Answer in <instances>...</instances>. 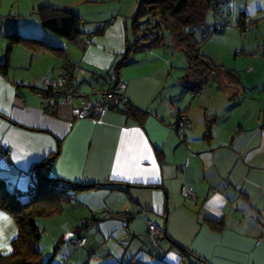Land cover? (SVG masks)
<instances>
[{
	"label": "crops",
	"instance_id": "obj_1",
	"mask_svg": "<svg viewBox=\"0 0 264 264\" xmlns=\"http://www.w3.org/2000/svg\"><path fill=\"white\" fill-rule=\"evenodd\" d=\"M104 17L113 19L81 26L82 35L72 41L43 29L40 16L28 30L0 19V63L8 31L62 47L15 43L7 70L0 69V177L19 190L35 181L36 165L53 156L49 177L110 183L69 193L61 209L46 216L63 224L51 240L56 245L52 263L264 264V95L255 93L259 89L227 84V75L217 72L193 93L192 77L181 75L169 84L171 72L166 78L159 75L162 69L145 72L152 67L148 53L129 54L118 71L130 106L144 112L142 121L126 106L77 119L68 106L47 107L37 95L42 76L56 78L68 65L74 66L80 92L109 82L133 41L119 12ZM180 113L189 119L188 127L176 126ZM183 186L192 191L188 197L181 195ZM148 220L164 229L162 237L148 235ZM16 234L13 218L0 210L1 253L11 251ZM70 237L86 242L76 247L67 243Z\"/></svg>",
	"mask_w": 264,
	"mask_h": 264
},
{
	"label": "trees",
	"instance_id": "obj_2",
	"mask_svg": "<svg viewBox=\"0 0 264 264\" xmlns=\"http://www.w3.org/2000/svg\"><path fill=\"white\" fill-rule=\"evenodd\" d=\"M229 3L230 0L226 2L224 7L226 15L220 19L221 25L217 26L214 23L207 22V14L211 11L210 0H140L137 15L149 16L148 25L140 35V38L146 39L147 42L140 43L136 33V40L126 46L121 60L114 65L112 74L116 75L119 69L127 64L128 55L131 52L141 50L145 46L150 47L157 44L158 39L161 37L160 26H163L170 31L185 53L187 71L183 79L192 77L196 81L193 89L198 88L205 82L211 70H214L215 74L222 72L228 77L238 80L232 71L219 69L217 65L212 64L206 57H203L199 53L198 45L200 41L193 38L192 32H185L186 27L200 28L198 29L201 31L200 40L203 41L210 33L222 31L228 16ZM36 11L40 16V26L45 30L65 37L69 41L77 39L83 33L81 18L70 9L41 4ZM138 29V23L135 21L134 30ZM6 39L5 57L3 62L0 63V69L4 72L9 66V52L15 43L37 41L42 42V45L47 48L62 50L60 46L44 43L34 37L22 36L16 31H8ZM126 107L130 116L139 121L143 120L144 112L134 109L130 106V103ZM52 158L53 156L46 158L36 165L34 174H32L36 177L35 181L30 183V190L25 193H21L18 189H11L5 180L0 177V210L11 215L17 226V234L11 242V251L5 254L0 252V264H47L48 261L42 260V254L38 247L41 231L36 224V218L59 211L62 205L68 201L71 192H81L110 184H83L49 177L48 167L52 162ZM116 185L119 186L120 184ZM85 225L81 224V226ZM180 249L183 253L187 252L181 247Z\"/></svg>",
	"mask_w": 264,
	"mask_h": 264
},
{
	"label": "rangeland",
	"instance_id": "obj_3",
	"mask_svg": "<svg viewBox=\"0 0 264 264\" xmlns=\"http://www.w3.org/2000/svg\"><path fill=\"white\" fill-rule=\"evenodd\" d=\"M48 2L57 3L58 7L67 6L70 8L81 18L80 22L84 27L102 26L104 25L102 22L113 19L104 16L111 12H119L120 21L125 20L127 23L126 34L129 40L134 42L137 33L140 43L147 42L146 39L140 38L142 30L147 27L149 20L148 15H137L140 0H0V19L6 25L9 24V27L19 25L21 30L22 28L28 30L33 25L34 19H38L39 14L36 11L38 4ZM18 10L24 15L16 16ZM135 21L138 23V30H134ZM207 22L214 23L211 11L207 14ZM189 30L190 27L185 28V32H189ZM160 33L161 37L157 44L150 47L145 46L131 54L133 58H139L140 56L145 57L149 53L152 56L147 61L152 67H147L145 72H151L156 68L162 69L159 71V75L160 73L162 77L164 75L163 78L169 77L168 72H171L168 83H175L187 71V58L182 47L177 44L169 30L160 26ZM193 36L194 39L200 41L199 53L203 57L217 65L219 69L232 71L238 78L236 80L225 76L223 81L227 84L244 86L251 92L254 87L259 89L255 93L259 92L264 95V0H230L228 16L222 31L210 33L203 41L200 40L198 31L194 32ZM116 75L118 76V73ZM7 185L11 189H16L13 184L7 182ZM29 187L30 183H27L26 187L19 188V191L25 193L30 190ZM11 218L13 217L11 216ZM36 220L41 231L39 243L43 248L42 260L48 261L47 264H53L54 246L51 240L59 234V227H62L63 224L59 220H49L46 216L37 217ZM50 259L51 261H49Z\"/></svg>",
	"mask_w": 264,
	"mask_h": 264
},
{
	"label": "built area",
	"instance_id": "obj_4",
	"mask_svg": "<svg viewBox=\"0 0 264 264\" xmlns=\"http://www.w3.org/2000/svg\"><path fill=\"white\" fill-rule=\"evenodd\" d=\"M228 0H210V9L214 17V25L220 26V19L226 15L224 11L225 4ZM200 28H190V32L198 31L201 36ZM212 29V28H211ZM154 31V29H152ZM204 35V34H203ZM205 36V35H204ZM74 66L68 65L61 69L60 74L56 78L42 76L43 87L36 90L37 95L41 98L43 104L47 107L56 105H66L69 107L70 114L77 119L96 118L101 115L106 108H118L127 106L129 101L125 96L126 82L120 80L117 75L111 74L109 82L105 85L94 89L92 92H80L75 85ZM214 70H211L207 80L213 78ZM205 83L194 89L193 93H199L203 90ZM97 97L99 100L93 99ZM77 101L79 104L75 105ZM189 119L183 113L176 116V126L178 128L188 127ZM192 191L188 187L181 188V195L188 197ZM86 223H82L85 225ZM148 235L153 238H159L164 235V229L152 221L146 222ZM85 237H73L67 240L68 244L73 246H81L85 244Z\"/></svg>",
	"mask_w": 264,
	"mask_h": 264
},
{
	"label": "snow or ice",
	"instance_id": "obj_5",
	"mask_svg": "<svg viewBox=\"0 0 264 264\" xmlns=\"http://www.w3.org/2000/svg\"><path fill=\"white\" fill-rule=\"evenodd\" d=\"M4 219H7L6 217ZM10 250V249H9Z\"/></svg>",
	"mask_w": 264,
	"mask_h": 264
},
{
	"label": "water",
	"instance_id": "obj_6",
	"mask_svg": "<svg viewBox=\"0 0 264 264\" xmlns=\"http://www.w3.org/2000/svg\"><path fill=\"white\" fill-rule=\"evenodd\" d=\"M151 240V239H150Z\"/></svg>",
	"mask_w": 264,
	"mask_h": 264
}]
</instances>
